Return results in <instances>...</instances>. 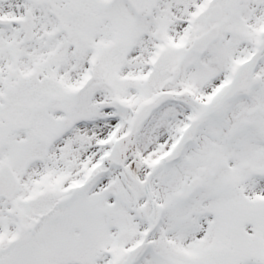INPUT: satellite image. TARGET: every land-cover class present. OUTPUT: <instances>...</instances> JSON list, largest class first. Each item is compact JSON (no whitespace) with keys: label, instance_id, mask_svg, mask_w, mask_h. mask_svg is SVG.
Returning a JSON list of instances; mask_svg holds the SVG:
<instances>
[{"label":"snow or ice","instance_id":"1","mask_svg":"<svg viewBox=\"0 0 264 264\" xmlns=\"http://www.w3.org/2000/svg\"><path fill=\"white\" fill-rule=\"evenodd\" d=\"M0 264H264V0H0Z\"/></svg>","mask_w":264,"mask_h":264}]
</instances>
